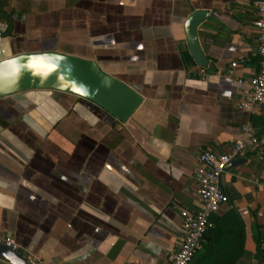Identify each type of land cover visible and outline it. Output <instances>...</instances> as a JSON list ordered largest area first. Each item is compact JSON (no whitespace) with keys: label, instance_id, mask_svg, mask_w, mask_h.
I'll return each mask as SVG.
<instances>
[{"label":"crops","instance_id":"crops-1","mask_svg":"<svg viewBox=\"0 0 264 264\" xmlns=\"http://www.w3.org/2000/svg\"><path fill=\"white\" fill-rule=\"evenodd\" d=\"M253 2L3 0L0 14L12 25L0 17V33L11 30L0 34V60L43 51L90 59L144 101L123 123L53 90L0 99V194L14 200L0 207V236L42 264H169L181 210L202 207L201 153L230 151L246 124L264 140V109L239 108L259 70ZM198 10L210 12L198 28L205 81L185 31ZM233 63L245 84L226 77ZM240 159L222 178L230 202L213 215L198 255L212 245L222 260L241 254L236 264H252L259 246L264 260V186L253 182L264 183V159L251 151Z\"/></svg>","mask_w":264,"mask_h":264},{"label":"built area","instance_id":"built-area-1","mask_svg":"<svg viewBox=\"0 0 264 264\" xmlns=\"http://www.w3.org/2000/svg\"><path fill=\"white\" fill-rule=\"evenodd\" d=\"M253 6L256 11L254 25L258 31L259 70L249 80L246 97L239 104V108L249 114L258 113L264 109V0H254ZM235 67H237V63H233L232 69L228 70L226 77L234 79L241 85L245 84L243 78L235 73ZM198 76L205 81L209 76L208 68L200 66ZM242 132L244 137L237 140L230 151L225 153L204 151L201 153L196 178L202 207L197 211L181 210L183 235L177 250L170 257L169 264H192L205 241L213 215L229 204L230 198L221 184L231 161L244 156L249 151L264 159V140L258 134L257 129L246 124L242 127ZM253 182L258 186H264V183L259 179H254ZM257 216L262 221L264 229V210L259 211ZM0 245L19 253L23 250L12 237L0 236ZM24 257L29 264H42L41 260L31 252H25ZM258 264H264V260Z\"/></svg>","mask_w":264,"mask_h":264},{"label":"water","instance_id":"water-1","mask_svg":"<svg viewBox=\"0 0 264 264\" xmlns=\"http://www.w3.org/2000/svg\"><path fill=\"white\" fill-rule=\"evenodd\" d=\"M2 4L3 0H0V9ZM209 15L210 12L206 10L195 11L187 19L185 24L190 52L195 61L200 66L206 68L209 67V59L201 47L198 28L208 19ZM0 17L8 20L12 25V19L9 16L0 14ZM10 33L11 30L7 34H0L9 35ZM33 53L38 52H26L24 54L30 55ZM57 53L67 57L69 61V63L64 65V71L69 75V79L65 83L61 84V82L56 79L55 73L41 83L40 78L25 72L21 76L20 84L16 91L11 94H0V99L31 90H53L72 94L91 101L123 123H125L142 105L144 98L138 91L104 71L97 62L61 52ZM71 81L84 85L87 89L86 94H81L77 88H74ZM244 161L245 159H234L228 165L227 171L240 165ZM256 237L259 239L258 232L256 233ZM258 249H260V246ZM6 253H14V258H19L23 261V264H29L21 253L13 251L4 245H0V257L11 263V260L6 258ZM259 262V256L256 254L252 264H258Z\"/></svg>","mask_w":264,"mask_h":264},{"label":"clouds","instance_id":"clouds-1","mask_svg":"<svg viewBox=\"0 0 264 264\" xmlns=\"http://www.w3.org/2000/svg\"><path fill=\"white\" fill-rule=\"evenodd\" d=\"M69 63L67 57L55 51H43L30 55L20 53L8 59L0 60V94H11L19 87L22 74L30 73L34 77L40 78L42 83L50 75L56 74V79L65 83L69 79L68 73L64 71V65ZM74 88L81 94H86L87 89L82 84L71 81ZM14 200L4 194H0V207H12ZM11 264H23L19 258H14V253H6Z\"/></svg>","mask_w":264,"mask_h":264},{"label":"trees","instance_id":"trees-1","mask_svg":"<svg viewBox=\"0 0 264 264\" xmlns=\"http://www.w3.org/2000/svg\"><path fill=\"white\" fill-rule=\"evenodd\" d=\"M231 215H233V214H231ZM235 215H238V214L234 213L233 216H235ZM238 228L240 231V233L238 234V237L241 240H243L242 243L240 244L241 245L240 248L243 247L242 249H243V255H244L245 242H246V237H247L245 222L239 221L238 222ZM210 244H212V242ZM205 249H206V252L201 256L198 255L194 259L193 264H236V261L242 257V255L240 254L237 257H229V258H227L228 260H222L219 256L214 254V252H213L214 250L212 249V245L207 246ZM262 254H263V250L260 247V249H258L257 255L260 257Z\"/></svg>","mask_w":264,"mask_h":264},{"label":"rangeland","instance_id":"rangeland-1","mask_svg":"<svg viewBox=\"0 0 264 264\" xmlns=\"http://www.w3.org/2000/svg\"><path fill=\"white\" fill-rule=\"evenodd\" d=\"M197 256H198V255H197ZM197 256H196V257H197ZM199 256H201V255H199Z\"/></svg>","mask_w":264,"mask_h":264}]
</instances>
